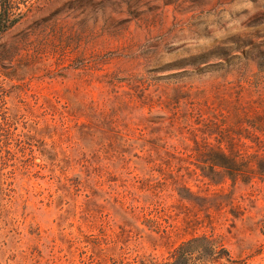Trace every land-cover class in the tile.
I'll list each match as a JSON object with an SVG mask.
<instances>
[{
	"label": "rangeland",
	"instance_id": "374dc122",
	"mask_svg": "<svg viewBox=\"0 0 264 264\" xmlns=\"http://www.w3.org/2000/svg\"><path fill=\"white\" fill-rule=\"evenodd\" d=\"M5 11L0 264H162L203 235L264 264V0Z\"/></svg>",
	"mask_w": 264,
	"mask_h": 264
},
{
	"label": "trees",
	"instance_id": "16d2710c",
	"mask_svg": "<svg viewBox=\"0 0 264 264\" xmlns=\"http://www.w3.org/2000/svg\"><path fill=\"white\" fill-rule=\"evenodd\" d=\"M0 1L5 7L11 4V0ZM4 17H8L6 11L0 14V35H3L15 24L13 21L4 20ZM205 159L212 172L219 170L229 176L230 173L238 175L241 171L239 162L231 159L221 149L215 151L209 148ZM252 175L256 176L254 172H250V176ZM140 264L151 263L141 261ZM162 264H234V261L230 252L221 241L212 236L203 235L183 242L172 253L170 259Z\"/></svg>",
	"mask_w": 264,
	"mask_h": 264
}]
</instances>
